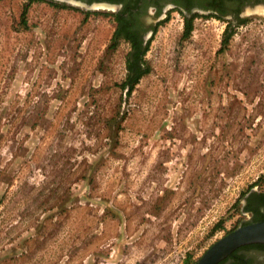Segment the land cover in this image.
<instances>
[{"label": "rangeland", "instance_id": "obj_1", "mask_svg": "<svg viewBox=\"0 0 264 264\" xmlns=\"http://www.w3.org/2000/svg\"><path fill=\"white\" fill-rule=\"evenodd\" d=\"M62 4L0 0V264H197L259 216L263 3L153 18L131 94L114 12Z\"/></svg>", "mask_w": 264, "mask_h": 264}, {"label": "flooded vegetation", "instance_id": "obj_2", "mask_svg": "<svg viewBox=\"0 0 264 264\" xmlns=\"http://www.w3.org/2000/svg\"><path fill=\"white\" fill-rule=\"evenodd\" d=\"M56 1V0H55ZM86 4H109L104 8L114 12L116 29L120 38L130 44L129 59L136 61L145 50L153 35L156 20L170 9L186 10L188 14L202 13L231 19L241 18L247 6L264 3L259 0H79ZM66 5V3L62 4ZM73 5V4H70ZM74 6V5H73ZM189 6V9H188ZM195 10H200L195 11ZM188 17V15L186 14ZM254 193V192H252ZM250 196V195H249ZM248 196V197H249ZM247 197V206H248ZM221 264H264V244H253L239 248Z\"/></svg>", "mask_w": 264, "mask_h": 264}, {"label": "water", "instance_id": "obj_3", "mask_svg": "<svg viewBox=\"0 0 264 264\" xmlns=\"http://www.w3.org/2000/svg\"><path fill=\"white\" fill-rule=\"evenodd\" d=\"M64 3H70L76 6L84 7L87 10L98 8H114L109 4L95 3L93 5L86 4L79 0H56ZM256 9L264 11V3L260 6L255 5ZM253 9V7H251ZM200 11V10H195ZM254 192V191H252ZM247 200H245V205ZM253 244H264V221L254 222L242 225L236 230L230 232L225 237L212 245L206 253L199 259L197 264H219L227 259L237 249Z\"/></svg>", "mask_w": 264, "mask_h": 264}, {"label": "trees", "instance_id": "obj_4", "mask_svg": "<svg viewBox=\"0 0 264 264\" xmlns=\"http://www.w3.org/2000/svg\"><path fill=\"white\" fill-rule=\"evenodd\" d=\"M259 1H264V0H259ZM53 3V2H52ZM189 9V6H188ZM183 14L184 12L181 11ZM26 15H27V9L23 12V21L26 23ZM185 15V14H184ZM216 16L217 18H222L221 16L217 15H212ZM185 36H189L192 33V18H189L185 15ZM232 25L225 31V36L223 39V46H228L230 43V40L233 36V30H232ZM117 38H120V32L117 31L114 36V40L116 41ZM148 45V44H147ZM148 47V46H147ZM146 51V47L145 50ZM144 51L141 52V56L137 58L136 61H133L132 59H128V65H129V77H128V85H129V94H131L136 86V84L140 81L141 77L143 76L144 72L141 68V63H144ZM143 53V54H142ZM264 207V191L260 192H254L251 193L250 196L248 197V206L246 207V210L248 211H253L255 210V213H259V216L255 217L252 221H249L246 224L254 223V222H261L264 221V214H260V208ZM238 250V249H237ZM226 260V259H225ZM223 262V261H222ZM220 262L219 264H221Z\"/></svg>", "mask_w": 264, "mask_h": 264}, {"label": "bare ground", "instance_id": "obj_5", "mask_svg": "<svg viewBox=\"0 0 264 264\" xmlns=\"http://www.w3.org/2000/svg\"><path fill=\"white\" fill-rule=\"evenodd\" d=\"M188 155V154H187ZM185 158V157H184Z\"/></svg>", "mask_w": 264, "mask_h": 264}]
</instances>
